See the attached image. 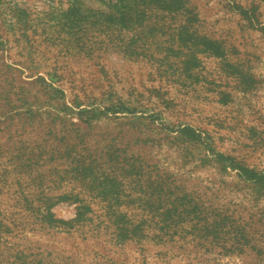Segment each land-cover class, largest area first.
Instances as JSON below:
<instances>
[{
  "label": "rangeland",
  "instance_id": "374dc122",
  "mask_svg": "<svg viewBox=\"0 0 264 264\" xmlns=\"http://www.w3.org/2000/svg\"><path fill=\"white\" fill-rule=\"evenodd\" d=\"M0 264H264V0H0Z\"/></svg>",
  "mask_w": 264,
  "mask_h": 264
},
{
  "label": "trees",
  "instance_id": "16d2710c",
  "mask_svg": "<svg viewBox=\"0 0 264 264\" xmlns=\"http://www.w3.org/2000/svg\"><path fill=\"white\" fill-rule=\"evenodd\" d=\"M115 5H118V1L114 3ZM190 216V214H187L186 217H181V216H177V220H175L176 222H180L179 220L183 221L184 219L188 218ZM189 227H186L185 230H188ZM174 240V238L172 239Z\"/></svg>",
  "mask_w": 264,
  "mask_h": 264
}]
</instances>
